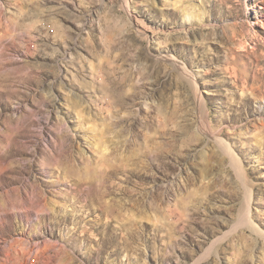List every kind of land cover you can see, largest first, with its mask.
<instances>
[{
	"label": "rangeland",
	"instance_id": "obj_1",
	"mask_svg": "<svg viewBox=\"0 0 264 264\" xmlns=\"http://www.w3.org/2000/svg\"><path fill=\"white\" fill-rule=\"evenodd\" d=\"M0 264H264V0H0Z\"/></svg>",
	"mask_w": 264,
	"mask_h": 264
},
{
	"label": "bare ground",
	"instance_id": "obj_2",
	"mask_svg": "<svg viewBox=\"0 0 264 264\" xmlns=\"http://www.w3.org/2000/svg\"><path fill=\"white\" fill-rule=\"evenodd\" d=\"M241 222L245 224L246 223V220H242Z\"/></svg>",
	"mask_w": 264,
	"mask_h": 264
}]
</instances>
